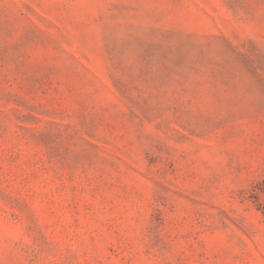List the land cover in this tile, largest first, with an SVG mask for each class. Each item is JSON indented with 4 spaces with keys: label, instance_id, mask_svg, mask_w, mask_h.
Here are the masks:
<instances>
[{
    "label": "rangeland",
    "instance_id": "obj_1",
    "mask_svg": "<svg viewBox=\"0 0 264 264\" xmlns=\"http://www.w3.org/2000/svg\"><path fill=\"white\" fill-rule=\"evenodd\" d=\"M263 180L264 0H0V264H264Z\"/></svg>",
    "mask_w": 264,
    "mask_h": 264
},
{
    "label": "trees",
    "instance_id": "obj_2",
    "mask_svg": "<svg viewBox=\"0 0 264 264\" xmlns=\"http://www.w3.org/2000/svg\"><path fill=\"white\" fill-rule=\"evenodd\" d=\"M260 196H264V180L252 195L256 209L260 210L261 213L264 214V201L260 200Z\"/></svg>",
    "mask_w": 264,
    "mask_h": 264
}]
</instances>
